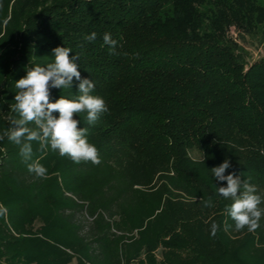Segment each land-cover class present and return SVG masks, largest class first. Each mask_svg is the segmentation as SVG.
<instances>
[{"label": "trees", "instance_id": "obj_1", "mask_svg": "<svg viewBox=\"0 0 264 264\" xmlns=\"http://www.w3.org/2000/svg\"><path fill=\"white\" fill-rule=\"evenodd\" d=\"M247 36L262 47L251 61ZM56 47L105 101L93 124L74 114L101 163L39 141L26 163L4 136L0 264H264V0H0V135L19 119L16 81ZM78 94L51 88L50 102ZM226 159L261 198L253 232L218 194L211 169Z\"/></svg>", "mask_w": 264, "mask_h": 264}, {"label": "clouds", "instance_id": "obj_2", "mask_svg": "<svg viewBox=\"0 0 264 264\" xmlns=\"http://www.w3.org/2000/svg\"><path fill=\"white\" fill-rule=\"evenodd\" d=\"M96 32L85 36L91 42L96 39ZM104 44L109 45V54H116L117 41L110 33L103 36ZM54 62L46 66L35 65L27 70V75L15 83L18 90L15 96L14 110L19 119L12 121L10 131L0 135V140L7 136L9 140L20 146L21 155L27 163L32 158V141H39L41 149L50 145L53 151L58 150L61 156H68L74 162L91 161L99 165L98 149L87 139V128H78L79 120L74 114L87 112V122L95 123L99 114L108 111L102 97L90 93L95 85L92 79L84 78L78 70L79 55L70 58L72 52L67 47H56L52 50ZM75 78V81H74ZM78 85L79 94L74 99L61 96L55 102H50L51 88H73ZM58 112V118L53 113ZM34 122L35 128L29 127ZM231 162L225 160L219 166L211 169L217 181H227V186L217 187L218 194L224 198H231L233 203L227 209L231 218L236 222L239 231L247 226L248 231H255L260 225L261 210L258 205L261 198L256 194L255 185L247 180L242 181L235 171L225 175L231 168ZM29 172L37 177L46 178L47 169L38 162L28 164ZM205 207L212 206L211 198L201 199ZM6 211V210H3ZM219 225H211V236L215 237Z\"/></svg>", "mask_w": 264, "mask_h": 264}, {"label": "rangeland", "instance_id": "obj_3", "mask_svg": "<svg viewBox=\"0 0 264 264\" xmlns=\"http://www.w3.org/2000/svg\"><path fill=\"white\" fill-rule=\"evenodd\" d=\"M232 35L234 37H236V34L232 32ZM238 40L244 45V47L247 49L248 53H249V59L250 61L253 59H256L260 56V54L262 53V47L260 46V44L258 43V41H256L255 38L253 37H246L245 39L242 38H238ZM39 224V223H37ZM69 264H75V260L72 261Z\"/></svg>", "mask_w": 264, "mask_h": 264}]
</instances>
